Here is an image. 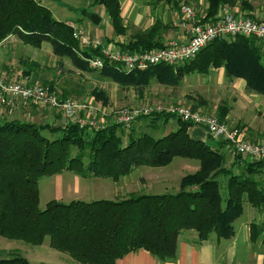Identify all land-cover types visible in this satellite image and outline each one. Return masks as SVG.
Segmentation results:
<instances>
[{
  "label": "trees",
  "instance_id": "16d2710c",
  "mask_svg": "<svg viewBox=\"0 0 264 264\" xmlns=\"http://www.w3.org/2000/svg\"><path fill=\"white\" fill-rule=\"evenodd\" d=\"M88 1L90 7L105 8L116 37L128 35L120 0ZM146 3L151 8L168 5L177 12L182 0H146ZM208 3L202 23H212L224 7L239 4L243 11L252 10L247 0H208ZM73 24L58 20L38 0H0V43L11 35L35 48L50 43L56 56L71 58L77 69L98 71L120 84L135 87H147L151 78L161 83H178L191 74L206 75L213 68L223 67L229 76L245 79L250 89L264 94V49L255 38L218 40L204 48L195 60L178 66L162 64L141 72H125L110 63L101 70L90 67L88 58L97 52L84 48L74 37ZM166 29L156 21L150 28L133 31L121 46L131 51L163 47ZM19 63L27 77L41 68L28 58L20 59ZM44 85L59 91L54 81H45ZM92 94L103 105L109 102L102 90L95 88ZM60 96L68 99L65 92ZM201 103L193 108L199 109ZM228 112L226 106L219 107L215 115L226 122ZM62 119L63 114L57 113L56 120L44 124L17 119L0 121L1 237L33 246H41L49 238L53 249L79 264H116L140 250L166 262L177 258L182 233L196 232L197 243L213 235L231 239L246 202L258 210L264 209V184L253 177L264 171V160L247 162L246 172L236 173L235 166L243 160L234 152L235 162L227 167L222 148L229 142L193 138L189 133L193 124L174 114L161 111L139 116L137 120L151 119L155 129L154 123L161 119L164 124L176 119L179 127L155 136L148 132L137 134L132 126L126 142L119 134L124 129L119 122L90 130L69 121L63 126ZM176 157L199 162L196 171L181 178L178 192L130 194L123 199L92 202L51 200L45 208L40 206V183L44 178L71 171L86 178L119 181L139 167H167ZM251 228L255 240L262 231L258 224H252ZM0 264L32 263L14 253L1 258Z\"/></svg>",
  "mask_w": 264,
  "mask_h": 264
},
{
  "label": "crops",
  "instance_id": "0c3cea01",
  "mask_svg": "<svg viewBox=\"0 0 264 264\" xmlns=\"http://www.w3.org/2000/svg\"><path fill=\"white\" fill-rule=\"evenodd\" d=\"M38 1L52 10L50 7L52 3L46 4L44 0ZM50 1L52 2V0ZM247 1L251 4L252 10L243 11L238 4L235 7H231L232 12L249 15L254 18H264V0ZM120 3L122 7L121 15L125 25L129 27L128 35L124 38L116 37L113 28L110 29L103 24L105 22L104 15L98 12L99 16L97 14L93 17V21L96 23L94 24L96 26L94 29L97 30V33L103 35L99 37L103 43H112L117 47L123 48L121 43L128 40L131 32L150 28L156 21H160L167 27L163 31L162 36L164 43L183 33L181 27L183 16L181 12L174 11L168 5L161 4L158 7L151 8L147 5L146 0H120ZM182 3L192 6L200 20L205 18L209 8L208 0H182ZM224 8L221 9L220 15L225 12ZM65 22L71 23L72 21ZM90 33L93 35L91 31ZM24 49L25 44L16 35L8 36L0 43V78L10 81H37L41 73L40 70L44 66L42 62L44 55L41 53L44 50L49 51L47 54L51 55L55 65L57 63L61 65L65 62V57H58L53 53L52 45L44 43L41 48H36L37 50L32 53V56L28 57V59L38 62L41 68L27 77L24 76V68L19 63L20 59L25 58L21 55ZM226 76L225 84H227L228 99H217L216 104L210 105L203 102L198 108L216 114L219 107L226 106L229 109L225 118L226 123L233 128L239 129L246 140L264 144V94H259L250 89L245 79L231 77L227 72ZM237 79L239 82L236 81ZM48 81L52 82L54 79H49ZM56 83L57 85L59 84L58 81ZM71 88L63 85L58 86L60 94L65 92L66 98H70L73 93ZM196 104L194 103L193 105ZM57 113L61 112L42 106H31L28 107L25 115L28 118H37L45 115L48 117L47 122H53L56 120ZM0 119L5 120L1 116ZM189 133L193 138L205 142H210L211 140L207 130L198 125L190 126ZM126 140L127 138H124L125 142ZM140 169L141 167L136 168L131 174L121 178L119 181L96 177L86 178L74 172L65 171L62 174L47 177L50 179V185L45 190H42L41 183H43L44 178L40 183V204L44 197H48L46 204L51 200L70 203L76 200L86 202L118 200L130 194H161L179 191L180 181L184 175L178 176L179 181L177 182V178V180L169 179L164 173L157 175L158 173L154 172V170L144 172ZM197 169V165L193 166V170L196 171ZM252 216V220L241 221V218H238L235 222L236 234L231 239L218 238L213 235L210 239L197 243L196 232L182 233L178 238L177 258L173 261L160 262L150 252L140 250L117 260L116 264H264V225L261 226L260 223L256 222V220L260 219L259 216ZM252 224H258L262 231L258 236V230H254L256 236H258L255 240H252Z\"/></svg>",
  "mask_w": 264,
  "mask_h": 264
},
{
  "label": "rangeland",
  "instance_id": "374dc122",
  "mask_svg": "<svg viewBox=\"0 0 264 264\" xmlns=\"http://www.w3.org/2000/svg\"><path fill=\"white\" fill-rule=\"evenodd\" d=\"M44 1L46 4L52 3V6L50 7L52 8L54 16L58 20L64 22L72 21L75 25L85 31L89 33L91 31L94 36H103L97 33V30L94 29L96 28L94 25L96 23L93 21V17L97 15L98 12H101L104 15L105 22H103V24L110 29L112 28V24L109 21L105 8L103 6L90 7V2L88 0ZM47 44L51 46V44ZM36 50L35 47L25 44V49L21 55L28 58L29 56H32V53H35ZM41 53L44 55V58H42L44 66L40 70L41 73L37 78V81L44 84L47 79H54V82H59L57 87L59 85L72 87L71 89L73 90V93L70 95L71 99L83 101L95 100L100 105H103V102L97 100L92 94V91L95 88L104 91L109 98V102L107 105H103L98 120H102L105 123L116 119L120 110L125 107L139 108L146 105L158 104L162 105L164 108H171L177 106H191L194 103L199 102H205L210 105L216 104L215 102H217V99H228V91L226 90L227 84H225V78H227V76L224 68L220 70L213 68L206 75L194 73L186 76L178 83L173 81L169 83H161L156 78H151L147 87H135L128 83L120 84V82L110 77L101 75L98 71L88 72L79 70L69 57H65V62L63 64L60 65L57 63L55 65V62L52 61L51 55L47 54L49 53L48 50H44ZM48 80L46 82H49ZM236 81H238V79ZM26 110L27 109H0V116L5 118V120L18 119L20 121L34 122L37 124H44L48 121V117L45 115L37 118H28L25 115ZM204 112L212 114L208 111ZM103 118L105 120H103ZM151 122V119L136 120L133 122L132 126L137 134L148 132L155 136L168 134L179 127V123L176 119H170L167 124L163 123L164 120H159L157 123H154V125L157 126V129L152 127ZM129 129L130 128L124 127L123 131H119V134L123 135L126 139ZM222 151L226 154L227 167L232 166L235 162L233 148L231 147L230 149V146L226 145L222 148ZM241 159L243 161L239 162L234 169L238 174L245 173V164L250 162L245 158L241 157ZM196 165L199 167V162L196 160L176 157L167 167L159 169L141 167L140 170H143L144 172L154 170V172L158 173L157 175H162L164 173L169 179L172 178L177 180L180 175L194 172L195 170H193V166ZM253 177L264 184V171ZM49 180V178L43 180V183H41L42 190L48 188L50 185ZM178 181L179 179L177 182ZM46 199H48V197H44L40 204L42 209L46 207ZM252 215L259 216L260 219L256 220V222L260 223L261 226L264 225V209L258 210L246 202L240 220H252ZM14 253L21 254L32 264H79L72 261L67 254L53 249L50 245L49 238H46L43 245L33 246L21 240H11L0 236V259L9 257Z\"/></svg>",
  "mask_w": 264,
  "mask_h": 264
},
{
  "label": "built area",
  "instance_id": "2783aa9c",
  "mask_svg": "<svg viewBox=\"0 0 264 264\" xmlns=\"http://www.w3.org/2000/svg\"><path fill=\"white\" fill-rule=\"evenodd\" d=\"M212 23H202L192 6L182 3L180 12L183 16L179 35L163 47L131 51L117 47L112 43H103L101 38L84 29L74 26V37L82 46L97 52L88 58L90 67L103 69L107 63L115 64L121 71L141 72L157 65L178 66L195 60L201 51L210 44L235 37H250L258 40L264 49V18L234 13L230 7ZM31 106H42L63 113L67 121L82 128L100 130L107 123L98 120L103 105L95 100L63 99L57 91L50 90L38 81H10L0 78V109L19 110ZM165 111L176 115L186 122L205 128L210 137L216 141L230 143L233 152L256 162L264 160V144L246 140L239 129L220 121L215 114H209L193 106L164 108L162 105H146L139 108L125 107L120 110L116 119L126 128H131L139 116L153 112ZM103 120H105L103 118Z\"/></svg>",
  "mask_w": 264,
  "mask_h": 264
},
{
  "label": "water",
  "instance_id": "95a60500",
  "mask_svg": "<svg viewBox=\"0 0 264 264\" xmlns=\"http://www.w3.org/2000/svg\"><path fill=\"white\" fill-rule=\"evenodd\" d=\"M67 122V119L64 117L63 120H62V125L64 126Z\"/></svg>",
  "mask_w": 264,
  "mask_h": 264
}]
</instances>
